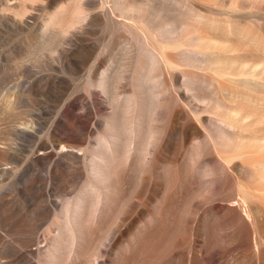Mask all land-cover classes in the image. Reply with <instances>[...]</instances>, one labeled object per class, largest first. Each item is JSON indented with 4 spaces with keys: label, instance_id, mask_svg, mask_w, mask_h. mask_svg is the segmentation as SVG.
<instances>
[{
    "label": "bare ground",
    "instance_id": "bare-ground-1",
    "mask_svg": "<svg viewBox=\"0 0 264 264\" xmlns=\"http://www.w3.org/2000/svg\"><path fill=\"white\" fill-rule=\"evenodd\" d=\"M52 1L0 0V10L10 12L8 24L29 29L31 10ZM71 1L37 27H74L93 2ZM148 2L125 5L132 21L122 23L130 37L121 67L99 75L102 59L92 52L93 87L126 82L111 109L100 108L95 88L88 106L82 96L66 101L30 152V186L42 167L50 192L64 190L73 160L77 191L53 218L59 231L29 253L53 264H264V0H159L154 10ZM8 101L0 124L13 111ZM66 131L77 134V151L55 142ZM93 134L87 155L82 145ZM5 135L0 182L15 183L18 144ZM1 188L3 216L10 207ZM5 221L0 230L16 233L14 253L32 264L21 247L38 241V228Z\"/></svg>",
    "mask_w": 264,
    "mask_h": 264
},
{
    "label": "rangeland",
    "instance_id": "rangeland-1",
    "mask_svg": "<svg viewBox=\"0 0 264 264\" xmlns=\"http://www.w3.org/2000/svg\"><path fill=\"white\" fill-rule=\"evenodd\" d=\"M123 1L92 0V7H88L89 10L87 9L81 16L78 15L76 27L68 31H62L61 25L56 23L42 29L37 25L62 3L70 8L71 0H54L47 5L48 8L42 10L38 7L31 8L35 10L30 9L35 14L33 16L35 20H33L34 28L29 27V29L27 26L24 27L25 25L8 24L7 15L10 12L0 10V74L3 72L0 75V103H6L5 100L9 99L7 105L13 107V111L1 121L0 133L3 129L6 130L5 136L11 139L9 141L2 139L3 142L11 143L15 148L18 144V149L13 151L10 166L16 168L15 170H23L19 181L12 183L5 179L0 182V185L7 184L0 188L8 194L10 207L8 215H0V222L6 220L7 223H28L38 228L36 229L38 241L32 246L21 247L31 258L32 264H53L46 259L39 260L37 256L29 253V249L43 245L45 238L52 237L59 231L60 218L58 223L53 222V218L55 215L60 217L63 202L75 195L77 181L73 172L76 163L71 160L70 170L73 174L65 181L64 190H58L57 186L53 185V190L50 192L45 185L46 173L42 167L36 171V182L30 186L27 183L30 152L47 139L50 125L60 121L58 116L61 118L63 104L66 101L82 96L81 100L89 105L87 96L90 90L95 88L90 83L95 77L92 52L98 54L100 60L102 59L99 75L109 72L112 68L121 67L124 63V53L128 44L125 39L130 37V33L125 28L126 24L122 23L132 21V14L126 6L147 0H127V3ZM158 1L149 0L150 6L152 3L157 5ZM107 5L111 7V11ZM0 6L1 9L2 5ZM152 6L150 9L154 10ZM125 88V81L114 78L108 79L105 91L99 87L95 88L99 92L98 98L103 99L100 108L104 111L110 110L115 94ZM9 92L12 94H10L12 97L9 95L10 98H8ZM11 98L16 101L15 104L10 101ZM21 129H27V132L22 135ZM76 136V133L66 131L55 136L54 140L56 139V143L59 141L58 144H63L67 149L77 151L75 146L79 143ZM97 143L96 135H90L87 147L82 145L86 148L87 155ZM0 231L3 234L0 239V264H30L25 256H17L14 253V249L18 246L16 233Z\"/></svg>",
    "mask_w": 264,
    "mask_h": 264
}]
</instances>
